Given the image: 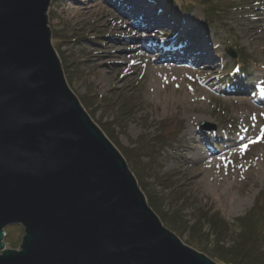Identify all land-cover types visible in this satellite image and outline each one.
Returning <instances> with one entry per match:
<instances>
[{
    "label": "rangeland",
    "instance_id": "obj_1",
    "mask_svg": "<svg viewBox=\"0 0 264 264\" xmlns=\"http://www.w3.org/2000/svg\"><path fill=\"white\" fill-rule=\"evenodd\" d=\"M123 2L54 0L52 44L69 87L124 156L149 206L213 259L150 198L166 199L165 211L183 207L192 223L208 208L237 231L239 218L264 207V0H173L166 15L167 0ZM124 101L131 106L121 116ZM113 117L111 134L104 123ZM153 137L164 142L155 162L131 157L133 142ZM244 140L247 147L238 146ZM178 192L182 206L172 200ZM5 234L6 249H19L24 227L9 225Z\"/></svg>",
    "mask_w": 264,
    "mask_h": 264
},
{
    "label": "water",
    "instance_id": "obj_2",
    "mask_svg": "<svg viewBox=\"0 0 264 264\" xmlns=\"http://www.w3.org/2000/svg\"><path fill=\"white\" fill-rule=\"evenodd\" d=\"M53 1L0 0V264H218L164 226L69 87Z\"/></svg>",
    "mask_w": 264,
    "mask_h": 264
},
{
    "label": "trees",
    "instance_id": "obj_3",
    "mask_svg": "<svg viewBox=\"0 0 264 264\" xmlns=\"http://www.w3.org/2000/svg\"><path fill=\"white\" fill-rule=\"evenodd\" d=\"M123 2L124 0H119ZM155 1V0H154ZM158 1V0H157ZM166 8L164 7V14L170 12L172 5H176L173 0H167ZM177 6V5H176ZM169 8V9H168ZM161 10V9H160ZM168 10V12H167ZM171 13V12H170ZM131 106L129 101H124L122 105L121 116L127 115L129 107ZM128 108V109H127ZM118 117H113L108 124L107 129L111 134H114L116 126H113V122ZM116 124V123H115ZM110 134V133H109ZM167 142L169 140H166ZM130 147V155L135 159L139 157H147L150 162H155V154L159 150L160 146H163V140L160 141L158 137L152 139H139ZM167 191V190H166ZM165 191V192H166ZM181 197V193H176L172 197L176 203L181 206L185 204L186 200ZM150 202L153 207H156L162 213V219L167 222L168 225L174 226L176 231L185 232L190 231L193 242L200 248L201 251L208 253L213 257L217 263L220 264H264V207L260 206L259 211L253 210L250 214L239 218L236 223L239 225V229L231 230V225L223 219L219 214L212 212L210 209L205 208L198 210L196 217L193 219H187L182 214L183 207L178 210L169 207L166 211L164 207H168L166 199H160L156 196L150 198ZM255 211V213H254ZM260 219H262V227L260 225ZM207 228V230H206ZM206 230V231H205ZM183 235V234H182ZM200 238V240H199ZM209 241L214 245L213 251L208 249V246L202 244V240ZM230 240L229 245L226 241ZM23 243V240H22ZM20 244V247L22 246Z\"/></svg>",
    "mask_w": 264,
    "mask_h": 264
},
{
    "label": "bare ground",
    "instance_id": "obj_4",
    "mask_svg": "<svg viewBox=\"0 0 264 264\" xmlns=\"http://www.w3.org/2000/svg\"><path fill=\"white\" fill-rule=\"evenodd\" d=\"M117 1H118L121 5H123V3H124V2H120L119 0H117ZM117 4H118V3H117ZM120 4H118V5H119V8L122 9V11H123V8H121ZM93 7H96V6H93ZM145 48H146V47H145ZM176 82H178L179 85H175V88H178V87L181 85V83H180L179 80L176 81ZM226 86L228 87V85H226ZM190 94H191L193 97L199 98V97L197 96V94L195 93V91L191 92ZM246 144H247V142H245V140H244V141L239 142V145H238V146L245 147ZM227 151H228V150H227ZM214 154L216 155V153H214ZM223 154L225 155V154H226V151H223ZM205 160H206V159H204V161H205ZM204 161H199L198 164L203 165V162H204ZM208 163H209V164H208ZM208 163H207L206 165L210 166L211 168L214 166V165H213V161L208 162ZM211 172H212V169H211ZM225 177H229V174H226V176H224V175H220V176H218V181H217L218 185H220V184L223 182V180H224Z\"/></svg>",
    "mask_w": 264,
    "mask_h": 264
},
{
    "label": "snow or ice",
    "instance_id": "obj_5",
    "mask_svg": "<svg viewBox=\"0 0 264 264\" xmlns=\"http://www.w3.org/2000/svg\"><path fill=\"white\" fill-rule=\"evenodd\" d=\"M262 139H264V135H262ZM247 146H245V148H246Z\"/></svg>",
    "mask_w": 264,
    "mask_h": 264
},
{
    "label": "clouds",
    "instance_id": "obj_6",
    "mask_svg": "<svg viewBox=\"0 0 264 264\" xmlns=\"http://www.w3.org/2000/svg\"><path fill=\"white\" fill-rule=\"evenodd\" d=\"M5 237H6V234H5Z\"/></svg>",
    "mask_w": 264,
    "mask_h": 264
}]
</instances>
